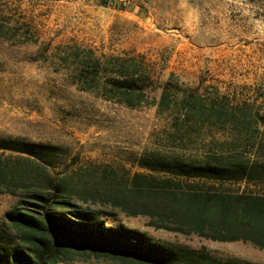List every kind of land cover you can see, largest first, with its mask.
<instances>
[{
    "label": "rangeland",
    "instance_id": "obj_1",
    "mask_svg": "<svg viewBox=\"0 0 264 264\" xmlns=\"http://www.w3.org/2000/svg\"><path fill=\"white\" fill-rule=\"evenodd\" d=\"M136 71L143 103L109 99ZM261 117L264 0H0V138L60 148L62 164L48 177L107 226L264 264V251L250 244L156 229L122 211H136L129 182L147 173L137 166L147 154L264 158ZM14 156L0 152L2 161ZM223 187L264 194L245 183ZM16 203L0 194V225Z\"/></svg>",
    "mask_w": 264,
    "mask_h": 264
},
{
    "label": "trees",
    "instance_id": "obj_2",
    "mask_svg": "<svg viewBox=\"0 0 264 264\" xmlns=\"http://www.w3.org/2000/svg\"><path fill=\"white\" fill-rule=\"evenodd\" d=\"M126 83H116L113 90L119 97L109 99L140 106L143 75L136 71ZM0 152L15 155L13 162L0 160V194L17 198L0 225V264H65L85 257L113 264H249L220 260L206 249L155 241L123 225L107 226L100 212L82 207L66 187L48 177V170L62 164L60 148L0 138ZM137 166L147 173L130 179L128 197L134 196L136 211L125 206V214L148 217L156 229L242 242L264 251V194L223 187L245 183L264 189V158L213 156L196 162L147 154ZM34 171L40 176L30 180Z\"/></svg>",
    "mask_w": 264,
    "mask_h": 264
}]
</instances>
